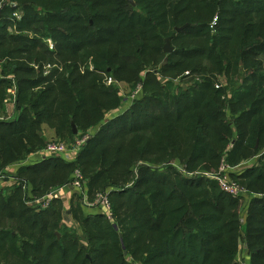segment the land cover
<instances>
[{
    "label": "trees",
    "instance_id": "1",
    "mask_svg": "<svg viewBox=\"0 0 264 264\" xmlns=\"http://www.w3.org/2000/svg\"><path fill=\"white\" fill-rule=\"evenodd\" d=\"M133 1L0 0V113L16 87L14 119L0 118V173L40 148L41 124H100L74 161L21 165L0 189V264H241L240 241L248 264H264V0ZM12 4L32 16L7 34ZM102 76L141 82L137 108L106 120L119 98ZM246 152L255 163L230 173L246 197L204 175ZM77 168L89 201L107 191L112 220L76 193L68 207L26 204L25 185L40 196Z\"/></svg>",
    "mask_w": 264,
    "mask_h": 264
},
{
    "label": "rangeland",
    "instance_id": "2",
    "mask_svg": "<svg viewBox=\"0 0 264 264\" xmlns=\"http://www.w3.org/2000/svg\"><path fill=\"white\" fill-rule=\"evenodd\" d=\"M12 6L15 7L14 4H12ZM5 16H7L9 19L1 21V24L5 25V27H6L5 33L8 34V33H15L16 26H19V24H18L19 20H23V23H20V26L23 27L25 22L30 20L32 15H31L30 11H22L20 8H16L15 7V10L12 13L11 12H5ZM38 16H40V15H38ZM11 19H12V21H11ZM19 32L20 33H26L28 36H34L35 35L34 33L27 32L26 30H20ZM45 41H47L48 47L51 46V45L53 46V40L52 39H50V40L49 39H45ZM48 41H50V43H48ZM49 49H50V47H49ZM152 67L155 68L156 70H159V65H155V66H152ZM48 69H50V68L49 67H44L43 68V72L47 71ZM1 70H2V68L0 67V78L4 77L3 75H6L5 73H2ZM188 71H189V69H188ZM34 75L35 74H31L29 76L33 77ZM181 75L173 77L172 74H169V73H167V74L166 73L158 74V76H159L161 81L169 79V80H172L174 82V84H177V85H179V86H181L183 88H186V86H188L190 84V82H191L190 80H192V79L190 77L181 79ZM102 80H103L102 82L105 85L104 88L106 90H110V87H112L114 90L116 89L117 90V96L119 98V104H117L116 112L114 110L113 112H115V113L112 112L113 114L107 113L106 116H105L106 120H109L110 118H113L114 116H116V113H120V114L122 113L121 116H124L126 112H130L131 110H135L137 108V106H138V103H136L137 99L142 98L143 95H144L143 87H142L141 82L139 84H137L135 87H131V85L129 83H126L125 81H117L114 78H112L111 76H105V77L102 76ZM13 85H14L13 83H12L11 86H10V84L7 85L8 90H9V94H8L7 101L3 105V108L1 109V113H0V118L8 120V121L14 119L13 105L15 103L13 102V100H14L15 97L10 94V89L12 88ZM137 87H139V89H137ZM129 117L132 118V116H129ZM99 125L100 124H98V125H96V126H94L92 128H89L87 130L84 129V128L79 129L75 125V128L77 129V133L74 134L72 132L71 125H69V126L64 125V127L62 129L59 127L58 132H55V128L49 127L48 124H41V126L39 128L37 127V130H39V134L38 135L42 136L43 144L41 146L37 145V147H40V148L39 149L35 148V150H32L31 152H29L28 156L31 155V154H34V153H36L38 151L43 150L45 148V146L47 144H49L50 142H55V143L64 144L65 145V151L63 153H61V154H49V156L60 157L61 159H63L66 162L74 161V159H76V156L79 154V151L81 150L82 146L85 145V143H86L87 139L89 138V136L92 137V136H94L96 134V132L98 130L97 127ZM57 126H59V125H57ZM85 137H86V139H85ZM232 138L235 139L236 135L233 134ZM82 139H85L84 142L82 143V146L81 147L80 146L77 147V143L76 142L78 140H82ZM230 147H231V145L229 146V148ZM263 151H264V144L261 145V147L258 150V153H262ZM258 153H247L246 152L244 154V156H242L240 159L236 158L234 160L233 159L231 160L230 156L224 154V157H222V159L220 161L221 163H220L219 167L217 169H215V170L209 171L210 173L209 172L208 173L209 174H213V175H217V174L220 173L221 176L223 175L222 177H225L227 182L228 181L229 182H235L244 191V193L245 192L247 193L246 188L243 187L239 183V181H238L239 179L235 178L234 176H230V173L235 172L236 174H238L248 164H250L252 166V164H254L255 161L257 160V157H258L257 154ZM25 156L27 157V155H25ZM24 159H26V158H24ZM21 160L22 159H20V162H21ZM241 161L244 162V163L243 164H238ZM16 163L17 162L15 160L14 161H10L5 166V168L1 171L0 174H4V176L6 177V175L8 173L9 174L16 173L17 169L19 168L17 166H14ZM222 164H225V166L229 165L228 168L226 166L227 171H225L224 173H221L219 171V168H220V166ZM236 164H238V165H236ZM176 165L178 166L179 163L176 162ZM179 168L183 169V166L179 167ZM75 170H79V169L78 168L74 169L72 171V173H71V177L73 176V173H74ZM79 171H80V173H81V175L83 177V180L86 183V179H85L83 173L81 172V170H79ZM195 172H201V171H195ZM60 178H63V176H61ZM5 183L6 182L4 181V184ZM28 185H29V190L26 191V193L28 195L35 196L31 192V184L28 183ZM48 188L54 189L56 187L55 186L54 187L50 186ZM76 194L79 195V193H76ZM244 196L246 197V195H244ZM26 201H27V199L25 200V202ZM63 204L66 205V202L63 201ZM66 214H68V213H66ZM111 216H112V214H108L107 215V219L109 218L110 220H112ZM116 227H117L116 224H114V228H116ZM241 243L242 242L240 241L239 252L237 254V257H236L237 259L236 260H238L239 263H241V264H248L246 245H244V244L242 245ZM124 254H126V251H125Z\"/></svg>",
    "mask_w": 264,
    "mask_h": 264
},
{
    "label": "built area",
    "instance_id": "3",
    "mask_svg": "<svg viewBox=\"0 0 264 264\" xmlns=\"http://www.w3.org/2000/svg\"><path fill=\"white\" fill-rule=\"evenodd\" d=\"M217 24V16H214L210 27L213 28L215 25ZM137 89H139V87H137ZM86 139V137H85ZM85 139L82 140H78L77 143V147H81L82 143L84 142ZM80 149V148H79ZM65 151V145L62 143H55V142H50L49 144H47L45 146V148L43 150H41L39 152L40 158L42 157H46L49 154H61ZM28 163V160L25 159L21 162H17L14 166H21V165H25ZM227 166V165H226ZM225 164H222L219 168V171L221 173H224L225 171H227ZM229 166V165H228ZM227 166V168H228ZM12 168V167H11ZM204 175H206L207 177L214 179L217 181L219 187L221 188L222 191L229 193L232 196H244L246 195V192L244 193V191L235 183V182H227L225 177H222L221 174H217V175H213V174H209L208 172H204ZM4 177V174H0V183L2 181ZM85 181L83 180V177L80 173L79 170H75L73 173V176L71 177V179L59 186L56 187L54 189H50L48 190L46 193L40 195V196H31V195H27V201L26 204L30 207H32L33 209L36 210H44L47 209L55 200H59L62 198V196L64 195V193L66 192H70V193H79V195H81V202L84 206H86L87 208L93 209L95 210V213H103V214H111L110 212V202L109 199L107 197V191L106 192H101L96 194L95 198L93 201H89L87 199V195H86V187H85ZM28 191V188H26ZM247 196V195H246Z\"/></svg>",
    "mask_w": 264,
    "mask_h": 264
},
{
    "label": "crops",
    "instance_id": "4",
    "mask_svg": "<svg viewBox=\"0 0 264 264\" xmlns=\"http://www.w3.org/2000/svg\"><path fill=\"white\" fill-rule=\"evenodd\" d=\"M50 40V39H49ZM48 43H50V41H48ZM50 47V49H52L53 48V46L51 45V46H49ZM10 94L12 95V96H14L15 97V94H16V87H15V85H13L12 86V88L10 89ZM13 102H14V100H13ZM15 103V102H14ZM13 109H14V105H13ZM118 111V110H117ZM116 112V111H115ZM116 115H117V113H116ZM5 120V119H4ZM39 134V133H38ZM41 136V135H40ZM39 152L40 151H38V152H36V153H34V154H31V155H27V157H26V159L28 160V163L27 164H32V163H34V162H36V161H39V160H41V159H43L44 157H42V158H40L39 156H42V155H40L39 154ZM49 156V155H48ZM244 162H242V163H240V164H243ZM247 166H251L250 164H248ZM20 167V166H19ZM4 181L6 182L5 184H4ZM15 184H17V177L15 176V173H13V174H7L6 175V177L4 176L3 177V179H2V181H1V183H0V189L2 190V189H4V188H7V187H12L13 185H15ZM25 187V191H27V189L26 188H28V190H29V185L27 184V185H25L24 186ZM27 194V193H26ZM28 195V194H27ZM73 194L72 193H70V192H66V193H64V195L62 196V198L60 199V200H62V202L63 201H65L66 202V206L67 205H69V202H70V198H71V196H72ZM65 205V204H64ZM242 245H243V243H241Z\"/></svg>",
    "mask_w": 264,
    "mask_h": 264
},
{
    "label": "water",
    "instance_id": "5",
    "mask_svg": "<svg viewBox=\"0 0 264 264\" xmlns=\"http://www.w3.org/2000/svg\"><path fill=\"white\" fill-rule=\"evenodd\" d=\"M126 2H128L131 6H134L135 5V3H134V1L133 0H125ZM2 6V5H1ZM1 6H0V10H1ZM188 26H190V24H183L182 26H179V27H175V31L176 32H180V31H182L184 28H186V27H188ZM172 50H173V47L171 46V44H170V41H169V38H166L165 39V43H164V45H163V52L164 53H170V52H172ZM166 62V59H164L163 61H162V64H164ZM71 127H72V132L74 133V134H76L77 133V129L75 128V125L72 123L71 124ZM257 146V145H256ZM124 253H125V251H124Z\"/></svg>",
    "mask_w": 264,
    "mask_h": 264
}]
</instances>
